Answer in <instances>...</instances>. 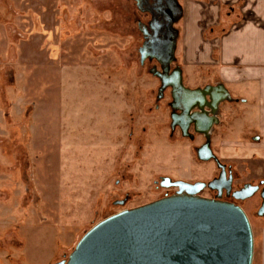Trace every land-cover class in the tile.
Here are the masks:
<instances>
[{
    "label": "rangeland",
    "instance_id": "rangeland-1",
    "mask_svg": "<svg viewBox=\"0 0 264 264\" xmlns=\"http://www.w3.org/2000/svg\"><path fill=\"white\" fill-rule=\"evenodd\" d=\"M205 2L180 0L172 68L190 8ZM139 20L135 0H0V264H54L100 220L174 193L161 177L217 175L218 155L209 165L197 156L207 137L170 128L172 95L160 93L155 63L141 61ZM183 80L204 87L205 67ZM234 102L219 114H233ZM259 195L241 204L253 264L263 247Z\"/></svg>",
    "mask_w": 264,
    "mask_h": 264
},
{
    "label": "water",
    "instance_id": "water-1",
    "mask_svg": "<svg viewBox=\"0 0 264 264\" xmlns=\"http://www.w3.org/2000/svg\"><path fill=\"white\" fill-rule=\"evenodd\" d=\"M139 7L153 15L154 31L147 33L139 49L141 61L150 58L160 63L161 68L152 71L161 80V94L171 88L172 114L185 117L183 135H189L193 124L198 134L207 137L197 150L199 159L219 161L210 134L220 122L221 104L233 101L231 93L222 83L187 87L182 68H172L179 36L174 24L183 14L179 0H150ZM218 166L221 174L209 182L161 177L160 185L175 188L174 193L100 220L85 232L68 258L54 264H253L254 233L243 206L201 195L206 187L217 189L216 184L227 176L226 166L221 162ZM227 182V189H232L233 176ZM258 191L259 185L247 183L234 195L246 200ZM261 197L258 214L264 217V187Z\"/></svg>",
    "mask_w": 264,
    "mask_h": 264
},
{
    "label": "crops",
    "instance_id": "crops-1",
    "mask_svg": "<svg viewBox=\"0 0 264 264\" xmlns=\"http://www.w3.org/2000/svg\"><path fill=\"white\" fill-rule=\"evenodd\" d=\"M190 12L178 54L182 70L192 73L204 66L207 85L222 83L235 98L234 113L218 115L211 148L234 174L236 169L239 182H260L264 180V0H206ZM203 25L207 36L202 34ZM214 167L219 168L215 163ZM261 254L264 264V234Z\"/></svg>",
    "mask_w": 264,
    "mask_h": 264
},
{
    "label": "flooded vegetation",
    "instance_id": "flooded-vegetation-1",
    "mask_svg": "<svg viewBox=\"0 0 264 264\" xmlns=\"http://www.w3.org/2000/svg\"><path fill=\"white\" fill-rule=\"evenodd\" d=\"M148 1L150 0H135L136 2V6H137V9L138 11L143 14V17L145 18V22L144 21H138V29L143 37V43H142V46L145 42V36H147V33H150V34H153V30H152V27H151V22L153 21V15L151 14L150 11L148 10H143L139 7V5H142V6H146L148 5ZM180 2V0H179ZM181 4V3H180ZM183 7V6H182ZM184 15V10H183V14L182 16ZM177 23V22H176ZM176 23L174 24L175 28H176ZM177 29V28H176ZM178 30V29H177ZM179 31V30H178ZM141 46V47H142ZM140 47V48H141ZM139 48V49H140ZM148 60L150 61H153L155 63V66H153V68H157V69H160L161 66H160V63L155 60V59H150V58H147ZM146 60V59H145ZM144 60V61H145ZM178 66V65H177ZM175 66V67H177ZM174 67V68H175ZM152 68V69H153ZM161 82V80H160ZM171 92V88H168ZM173 113V111H172ZM170 114V119H171V125H170V128L172 129L173 132H179L180 134L183 135V132H182V128H181V124H184L185 123V117L182 115V114ZM173 115L175 116V120L173 119ZM188 136H186L187 138H189L190 140H195V134L197 133L195 131V127L193 124H191L189 127H188ZM206 142V141H205ZM205 142L203 144H205ZM197 151V150H196ZM197 156H198V153H197ZM199 158V157H198ZM213 160V159H211ZM226 170H227V178L225 177L223 180H221L220 182H218L216 184L217 186V189H212L210 187H206L202 192H201V195L204 196V197H208V198H218L220 197L222 200H226V201H231V202H236L238 204H242V203H245L247 200L249 199H246V200H241V199H237L234 195V192L240 188H242L244 186L241 185V186H238V187H235L234 184H235V174L233 173V170L230 169V168H227L226 167ZM221 174V169L219 168L218 170V173L216 176H213L212 179L218 177L219 175ZM233 176V182H232V189H227V184H228V180L229 178ZM212 179L208 180L207 182L211 181ZM193 182V181H191ZM252 184H257L259 185V191H258V194H260V200H261V203H262V197H261V190L263 189L264 187V180L260 181V182H253ZM176 190V189H175Z\"/></svg>",
    "mask_w": 264,
    "mask_h": 264
}]
</instances>
